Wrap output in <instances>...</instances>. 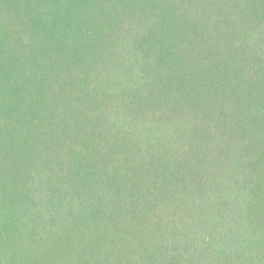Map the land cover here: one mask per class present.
<instances>
[{"label": "trees", "instance_id": "1", "mask_svg": "<svg viewBox=\"0 0 264 264\" xmlns=\"http://www.w3.org/2000/svg\"><path fill=\"white\" fill-rule=\"evenodd\" d=\"M0 264H264V0H0Z\"/></svg>", "mask_w": 264, "mask_h": 264}]
</instances>
